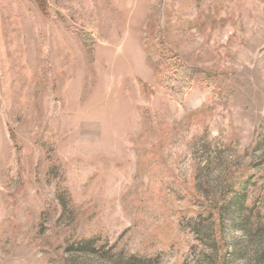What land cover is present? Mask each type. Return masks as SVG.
<instances>
[{"label":"rangeland","instance_id":"374dc122","mask_svg":"<svg viewBox=\"0 0 264 264\" xmlns=\"http://www.w3.org/2000/svg\"><path fill=\"white\" fill-rule=\"evenodd\" d=\"M63 1L48 0L59 21L0 0V264H50L76 237L100 248L68 264H215L200 215L250 158L226 264H264V145L250 149L264 136V0H166L160 21L155 0ZM158 23L218 88L200 76L179 102L155 83ZM70 27L92 36L90 57Z\"/></svg>","mask_w":264,"mask_h":264},{"label":"trees","instance_id":"16d2710c","mask_svg":"<svg viewBox=\"0 0 264 264\" xmlns=\"http://www.w3.org/2000/svg\"><path fill=\"white\" fill-rule=\"evenodd\" d=\"M34 5L44 18H50L54 20L63 21V17L57 14L50 8L48 0H27ZM55 6L62 7L64 5L63 0H53ZM166 0H155L152 8L155 14H158V21L162 16L163 4ZM161 23H158V28L155 35L157 39L150 45L146 51V58L149 63V67L152 71L155 83L167 91L172 98L179 102H184L187 95L192 88L198 82V78L201 76L204 80L213 83L215 88L219 87V74L215 72H207L184 58L176 54L173 49L165 42L162 41V35L164 36V28H160ZM70 34L79 41L85 54L90 57L92 54L94 40L90 34L83 30H76L75 28H68ZM12 140L14 136L11 135ZM264 145V136L262 133L255 132L254 140L251 144V151L254 155L260 151ZM49 155H45L47 160ZM258 164L255 159H251L237 171H233L227 178V182L223 189L217 191L212 196L211 204L203 208L200 217L210 222L211 240L215 253V264H226V258L228 255V247L224 240V218L227 211L232 207L238 209L242 208V198L246 187L251 185L257 177ZM57 202L61 204V214L57 222L66 218L70 221L73 218L74 207L70 206L67 199L62 196H57ZM238 202V203H236ZM76 226V225H75ZM77 227V226H76ZM75 227V228H76ZM71 229L68 233H75L76 230ZM96 248V249H95ZM100 247H97L96 239L76 237L72 241L68 239L64 241L59 250L61 254L57 256L51 255V251H47L50 264H68L65 260V256L72 252H84L89 251L95 253ZM57 250V249H55ZM50 253V255H49Z\"/></svg>","mask_w":264,"mask_h":264}]
</instances>
